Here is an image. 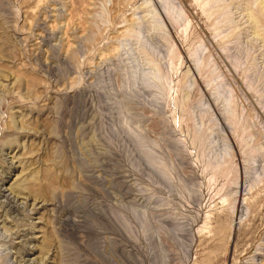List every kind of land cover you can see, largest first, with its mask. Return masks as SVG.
Masks as SVG:
<instances>
[{
	"label": "rangeland",
	"instance_id": "rangeland-1",
	"mask_svg": "<svg viewBox=\"0 0 264 264\" xmlns=\"http://www.w3.org/2000/svg\"><path fill=\"white\" fill-rule=\"evenodd\" d=\"M0 264H264V0H0Z\"/></svg>",
	"mask_w": 264,
	"mask_h": 264
}]
</instances>
